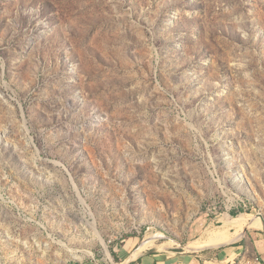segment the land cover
I'll return each instance as SVG.
<instances>
[{"label": "rangeland", "instance_id": "rangeland-1", "mask_svg": "<svg viewBox=\"0 0 264 264\" xmlns=\"http://www.w3.org/2000/svg\"><path fill=\"white\" fill-rule=\"evenodd\" d=\"M254 218L225 264H264V0H0V264L190 254Z\"/></svg>", "mask_w": 264, "mask_h": 264}, {"label": "crops", "instance_id": "crops-1", "mask_svg": "<svg viewBox=\"0 0 264 264\" xmlns=\"http://www.w3.org/2000/svg\"><path fill=\"white\" fill-rule=\"evenodd\" d=\"M233 245H237L236 243ZM238 245H241L238 243ZM258 252L264 256V240H258L256 245ZM225 247L219 248H207L203 250L193 251L190 254L176 253V252H155L150 251L145 254H141L136 261L137 264H225L228 261V257H225L223 250ZM211 251H219L209 257L199 253L208 254ZM134 261V262H136Z\"/></svg>", "mask_w": 264, "mask_h": 264}, {"label": "water", "instance_id": "water-1", "mask_svg": "<svg viewBox=\"0 0 264 264\" xmlns=\"http://www.w3.org/2000/svg\"><path fill=\"white\" fill-rule=\"evenodd\" d=\"M263 222V227H264V219H262ZM251 224H247L243 230V232L241 234H238L237 236H235L234 238H231L229 240H226L224 242H220L217 244H210V245H206V246H201V247H195V246H191L188 244H182V247H184L187 250H191V251H197V250H203V249H207V248H219V247H224V246H230L233 245L237 242H239L241 239H243L245 237V235L247 234L249 228H250ZM140 247H138L136 250H134L130 256L123 262V264H131L134 261H136L138 259V257L141 255L139 252ZM155 252L158 251H163V249L157 248L154 249Z\"/></svg>", "mask_w": 264, "mask_h": 264}, {"label": "bare ground", "instance_id": "bare-ground-1", "mask_svg": "<svg viewBox=\"0 0 264 264\" xmlns=\"http://www.w3.org/2000/svg\"><path fill=\"white\" fill-rule=\"evenodd\" d=\"M259 218H254L250 223H247V224H253L256 220H258ZM246 224V225H247ZM226 234L224 233V231H222L221 229H218V230H213L211 231L210 233H208V237H207V241L205 242H208V241H213V240H216V239H221V238H224L226 237L225 236ZM226 241V240H225ZM152 242L151 239H147L141 246L139 249H142V247H145L147 244H150ZM224 242V241H222ZM220 243V242H218ZM213 244H217V243H213ZM207 245H210V244H207ZM148 246V245H147ZM206 246V245H205ZM197 247V246H195ZM198 247H201V246H198Z\"/></svg>", "mask_w": 264, "mask_h": 264}, {"label": "trees", "instance_id": "trees-1", "mask_svg": "<svg viewBox=\"0 0 264 264\" xmlns=\"http://www.w3.org/2000/svg\"><path fill=\"white\" fill-rule=\"evenodd\" d=\"M131 237V236H130ZM238 245V244H237ZM131 264H137V261L136 262H133V263H131Z\"/></svg>", "mask_w": 264, "mask_h": 264}]
</instances>
